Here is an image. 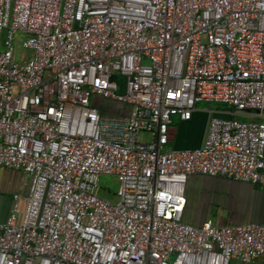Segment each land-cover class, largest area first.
<instances>
[{
	"label": "built area",
	"instance_id": "built-area-1",
	"mask_svg": "<svg viewBox=\"0 0 264 264\" xmlns=\"http://www.w3.org/2000/svg\"><path fill=\"white\" fill-rule=\"evenodd\" d=\"M199 103L231 110L201 147L163 151ZM0 167L30 177L0 264L264 259L263 224L183 222L192 174L264 189V0H0Z\"/></svg>",
	"mask_w": 264,
	"mask_h": 264
},
{
	"label": "crops",
	"instance_id": "crops-1",
	"mask_svg": "<svg viewBox=\"0 0 264 264\" xmlns=\"http://www.w3.org/2000/svg\"><path fill=\"white\" fill-rule=\"evenodd\" d=\"M112 108L113 115H127L130 110L124 104H112ZM208 122L209 115L199 108L189 121L174 118L172 137L166 147L183 150L201 147ZM29 184L30 177L24 172L0 167V223L7 220L15 195L20 196V205L25 207ZM183 222L194 227H201L206 222L216 226L264 225V189L226 177L192 174L186 185ZM231 264L244 263L232 261ZM250 264H264V259Z\"/></svg>",
	"mask_w": 264,
	"mask_h": 264
},
{
	"label": "rangeland",
	"instance_id": "rangeland-1",
	"mask_svg": "<svg viewBox=\"0 0 264 264\" xmlns=\"http://www.w3.org/2000/svg\"><path fill=\"white\" fill-rule=\"evenodd\" d=\"M32 55L31 51L26 50L22 48L21 44L17 45V58L20 60V58L28 59ZM197 108L203 110L206 114L209 115V119L213 117L214 115H219L220 112L224 109H228V107H225L220 104H210V103H199L197 104ZM218 113V114H217ZM237 119L243 122L250 121V119L247 116L244 115H238L236 116ZM150 136L148 133H142L141 139L147 140ZM168 150L167 147L163 148V151ZM99 187H100V196L104 199H107L109 201H115L116 200V193L119 189V182L116 176L112 175H102L99 177Z\"/></svg>",
	"mask_w": 264,
	"mask_h": 264
},
{
	"label": "trees",
	"instance_id": "trees-1",
	"mask_svg": "<svg viewBox=\"0 0 264 264\" xmlns=\"http://www.w3.org/2000/svg\"><path fill=\"white\" fill-rule=\"evenodd\" d=\"M102 115H107L105 110L102 111Z\"/></svg>",
	"mask_w": 264,
	"mask_h": 264
},
{
	"label": "water",
	"instance_id": "water-1",
	"mask_svg": "<svg viewBox=\"0 0 264 264\" xmlns=\"http://www.w3.org/2000/svg\"><path fill=\"white\" fill-rule=\"evenodd\" d=\"M228 110H231L230 108Z\"/></svg>",
	"mask_w": 264,
	"mask_h": 264
}]
</instances>
